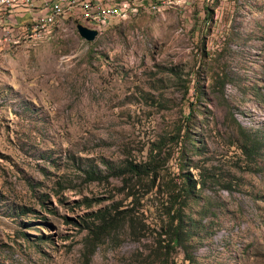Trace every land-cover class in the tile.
I'll return each mask as SVG.
<instances>
[{
  "label": "rangeland",
  "instance_id": "obj_1",
  "mask_svg": "<svg viewBox=\"0 0 264 264\" xmlns=\"http://www.w3.org/2000/svg\"><path fill=\"white\" fill-rule=\"evenodd\" d=\"M80 1L0 21V264H264V0Z\"/></svg>",
  "mask_w": 264,
  "mask_h": 264
},
{
  "label": "built area",
  "instance_id": "obj_2",
  "mask_svg": "<svg viewBox=\"0 0 264 264\" xmlns=\"http://www.w3.org/2000/svg\"><path fill=\"white\" fill-rule=\"evenodd\" d=\"M66 0H0V19L15 21L17 18L43 16L51 8L65 7ZM173 0H153L148 5V12L159 9ZM120 0H94V5H83L75 9H66L70 17L82 16V25L88 28L107 26L113 20L128 18L139 11L119 9ZM179 2V0H177ZM146 4V3H144ZM30 28L24 26L23 29ZM23 29H21L23 31ZM21 30L0 29V45L4 43V36L21 34Z\"/></svg>",
  "mask_w": 264,
  "mask_h": 264
},
{
  "label": "trees",
  "instance_id": "obj_3",
  "mask_svg": "<svg viewBox=\"0 0 264 264\" xmlns=\"http://www.w3.org/2000/svg\"><path fill=\"white\" fill-rule=\"evenodd\" d=\"M130 169H131L132 171H135V170L137 171V170H139V169L137 168V165H136V164H130ZM89 176H90V178H92V179L98 178L97 176H95V175H93V174H91V173H89ZM187 187H190L188 183H187ZM97 219L100 221V224H99L98 226H96L97 231H96V230L92 231V234H93L94 237H98V236H100V235L102 234V232H103L106 228H108V226H109V220L105 217V214H104V213H101V214L97 215ZM91 230H93V229H91ZM180 231H181V227H180V223H178V224H176L175 229L173 230V238H172V242H173L174 244H176V243L179 242ZM90 241H91V240H90ZM91 242H92V241H91Z\"/></svg>",
  "mask_w": 264,
  "mask_h": 264
},
{
  "label": "water",
  "instance_id": "obj_4",
  "mask_svg": "<svg viewBox=\"0 0 264 264\" xmlns=\"http://www.w3.org/2000/svg\"><path fill=\"white\" fill-rule=\"evenodd\" d=\"M76 29L78 34L86 41H93L98 35V31L95 29H90L82 24H76Z\"/></svg>",
  "mask_w": 264,
  "mask_h": 264
},
{
  "label": "bare ground",
  "instance_id": "obj_5",
  "mask_svg": "<svg viewBox=\"0 0 264 264\" xmlns=\"http://www.w3.org/2000/svg\"><path fill=\"white\" fill-rule=\"evenodd\" d=\"M78 0H66L65 1V4H69V5H74V3H77ZM4 20V19H3ZM1 21V19H0ZM30 25V24H29ZM32 26V27H31ZM30 26V28H33V30H36L37 28H43L45 25L44 24H41L39 22H33L32 25ZM29 27V26H28ZM90 29H93V28H90ZM97 30V29H95ZM98 31V30H97ZM99 33V31H98Z\"/></svg>",
  "mask_w": 264,
  "mask_h": 264
},
{
  "label": "crops",
  "instance_id": "obj_6",
  "mask_svg": "<svg viewBox=\"0 0 264 264\" xmlns=\"http://www.w3.org/2000/svg\"><path fill=\"white\" fill-rule=\"evenodd\" d=\"M84 1H87V2H88L89 0H83V1L81 0L80 2H81V3H84ZM125 4H129V3L120 0V2H119V6L121 5V6L123 7V5H125ZM56 7H58V6H56ZM123 8H124V7H123ZM45 13H48V11L45 12ZM40 19H41V18H40ZM35 21H37V17L34 16V19H32V23L35 22Z\"/></svg>",
  "mask_w": 264,
  "mask_h": 264
}]
</instances>
